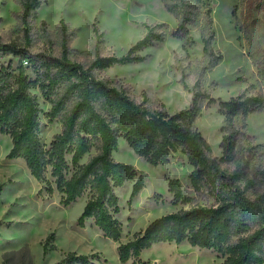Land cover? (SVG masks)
I'll return each mask as SVG.
<instances>
[{"label": "trees", "instance_id": "1", "mask_svg": "<svg viewBox=\"0 0 264 264\" xmlns=\"http://www.w3.org/2000/svg\"><path fill=\"white\" fill-rule=\"evenodd\" d=\"M18 1L24 23L36 16L43 2ZM161 2L177 21L171 36L192 45L188 25H196L203 54L215 65L221 54L213 48L208 0ZM238 10L239 27L247 41V56L255 67L260 90L252 92L254 84H249L224 101L201 87H188L182 76L184 89L193 91L192 102L188 108L172 114L163 103L152 109L145 97L137 101L125 86L97 75V70L142 61L143 49L154 41H163V32L158 27L165 26L164 23H142L145 34L122 55L104 52V32L96 24L92 26L90 51L71 49L74 31L63 19L58 23L56 54L32 51L27 31L23 44L0 37V134L11 139L7 157L24 159L30 174L45 183L48 195L55 191L60 194L63 206L89 194L77 217L78 226L84 227L86 219L91 218L104 237L119 241L122 228L115 216L119 205L114 189L136 177L132 199L144 186L142 175L137 174L132 164L112 157L120 138L151 165L166 164L172 152L180 151L192 166L188 177L194 198L184 194L178 178L168 180V191L175 203L197 198L208 201L154 218L131 239L118 244L121 263L132 258V264H148L139 258L142 250L157 243L186 242L213 249L224 258L205 264H264V189L258 188L260 183L264 184V164H255V159L264 161V151L261 144L250 141L243 125L235 123L237 117L245 121L248 114L264 111V0H239L235 16ZM74 52L79 56L86 54V58L79 60ZM7 56L15 57L16 64L13 65L12 59L1 60ZM37 92L49 103L47 111L39 105ZM215 103L224 116L219 143L221 157L213 154L195 126L202 108ZM41 113L49 120L60 117L62 122L61 130L53 135L48 146L38 137ZM86 154L87 160L81 162ZM47 172L52 181L46 177ZM49 237H53V232ZM46 250L43 245L44 253ZM94 256L69 251L57 264H94Z\"/></svg>", "mask_w": 264, "mask_h": 264}, {"label": "rangeland", "instance_id": "2", "mask_svg": "<svg viewBox=\"0 0 264 264\" xmlns=\"http://www.w3.org/2000/svg\"><path fill=\"white\" fill-rule=\"evenodd\" d=\"M238 1L208 0L214 33L213 48L221 54L215 65L203 54L200 30L196 25H188L194 40L192 45H185L183 39L171 36L177 21L164 9L161 0H43L36 16L26 23L20 18L18 0H0V37L4 41L23 44L27 31L32 51L56 54L59 52L58 23L63 19L74 31L71 49L88 53L93 40L92 26L96 24L104 32V52L122 55L145 34L142 23H164L165 26L158 27L163 32V41H154L143 49L140 52L144 57L142 61L97 70V75L125 86L137 101L145 97L152 109H158L163 103L172 114L188 108L192 102L193 91L184 89L180 81L182 76L188 87H201L212 97L224 101L249 84H254L252 92L260 90L255 67L247 56V41L239 27V10L237 17L234 14ZM73 54L79 60L86 58V54ZM9 59L13 60V65L16 64L15 57L7 56L1 60ZM37 101L43 111L48 110L50 105L39 92ZM40 120L38 137L48 146L53 135L61 130V118L49 120L41 113ZM235 123L240 127L243 125L250 141L261 144L264 151V111L248 114L245 121L237 117ZM195 126L210 144L213 154L221 157L219 143L224 116L219 112V105L203 107ZM10 147V137L0 134V264H57L69 251L95 254L94 264H132V258L125 263L118 260L119 243L131 239L162 214L208 201L197 198L175 203L168 191V180L178 178L184 194L191 198L195 196L188 177L192 166L185 154L172 152L168 163L151 165L120 138L111 155L115 160L132 164L137 174L142 175L144 186L132 199L130 195L136 177L114 189L119 205L115 216L122 232L119 241H112L104 237L89 219H86L84 227L77 225V217L89 194L85 193L68 206H63L60 194L55 191L48 195L45 183L38 182L30 174L24 159L7 157ZM255 150L258 153L260 149L257 147ZM87 158L88 154L84 155L81 162ZM258 162L264 164L260 158L255 159L256 165ZM46 177L52 181L49 172ZM52 186L55 188L54 183ZM258 188L264 189V184L260 183ZM51 232L53 237L47 238ZM43 245L47 248L45 253ZM52 246L53 249L50 248ZM198 248L186 242L157 243L142 250L139 258L148 264H205L224 259L213 249Z\"/></svg>", "mask_w": 264, "mask_h": 264}, {"label": "crops", "instance_id": "3", "mask_svg": "<svg viewBox=\"0 0 264 264\" xmlns=\"http://www.w3.org/2000/svg\"><path fill=\"white\" fill-rule=\"evenodd\" d=\"M90 221H92V219L91 218H88ZM93 222V221H92ZM94 224V223H93ZM97 227V226H96ZM98 228V227H97ZM99 229V228H98ZM100 230V229H99Z\"/></svg>", "mask_w": 264, "mask_h": 264}, {"label": "bare ground", "instance_id": "4", "mask_svg": "<svg viewBox=\"0 0 264 264\" xmlns=\"http://www.w3.org/2000/svg\"><path fill=\"white\" fill-rule=\"evenodd\" d=\"M195 248V247H194ZM199 249V248H198Z\"/></svg>", "mask_w": 264, "mask_h": 264}]
</instances>
